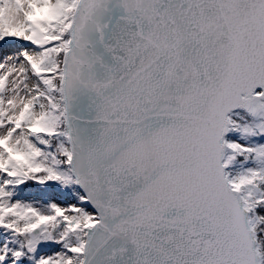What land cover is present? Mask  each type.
<instances>
[{
    "label": "snow or ice",
    "instance_id": "snow-or-ice-1",
    "mask_svg": "<svg viewBox=\"0 0 264 264\" xmlns=\"http://www.w3.org/2000/svg\"><path fill=\"white\" fill-rule=\"evenodd\" d=\"M0 264H264V0H0Z\"/></svg>",
    "mask_w": 264,
    "mask_h": 264
}]
</instances>
